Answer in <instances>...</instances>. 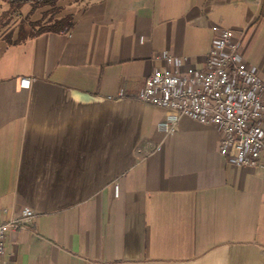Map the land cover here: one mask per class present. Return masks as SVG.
Here are the masks:
<instances>
[{"label":"crops","instance_id":"0c3cea01","mask_svg":"<svg viewBox=\"0 0 264 264\" xmlns=\"http://www.w3.org/2000/svg\"><path fill=\"white\" fill-rule=\"evenodd\" d=\"M0 0V264H264V165L138 98L167 65L204 67L213 25L264 75V0ZM25 78V80H24Z\"/></svg>","mask_w":264,"mask_h":264},{"label":"built area","instance_id":"2783aa9c","mask_svg":"<svg viewBox=\"0 0 264 264\" xmlns=\"http://www.w3.org/2000/svg\"><path fill=\"white\" fill-rule=\"evenodd\" d=\"M212 29L203 68H174L181 58L164 55L167 65L146 77L138 98L168 111L158 123L162 131L174 133L179 118L187 116L220 132V153L234 164L264 165V75L242 59L234 29L219 24ZM33 214L24 207L20 216L0 222V259L8 231L22 227Z\"/></svg>","mask_w":264,"mask_h":264},{"label":"trees","instance_id":"16d2710c","mask_svg":"<svg viewBox=\"0 0 264 264\" xmlns=\"http://www.w3.org/2000/svg\"><path fill=\"white\" fill-rule=\"evenodd\" d=\"M21 2H31L33 6H44L50 5L53 9L58 8L57 2L58 0H19Z\"/></svg>","mask_w":264,"mask_h":264}]
</instances>
